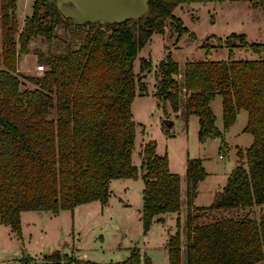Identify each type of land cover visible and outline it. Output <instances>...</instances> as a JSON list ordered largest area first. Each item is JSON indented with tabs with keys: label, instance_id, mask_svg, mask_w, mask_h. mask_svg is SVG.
<instances>
[{
	"label": "trees",
	"instance_id": "1",
	"mask_svg": "<svg viewBox=\"0 0 264 264\" xmlns=\"http://www.w3.org/2000/svg\"><path fill=\"white\" fill-rule=\"evenodd\" d=\"M212 1L230 0H149L147 12L137 21L73 25L61 17L53 2L34 0L30 16L18 31L16 0H0L1 225L19 237L21 211L57 215L93 201L105 204L113 179L141 178L144 233L155 217L179 210L180 177L169 172L165 154L155 153V143L143 145L139 168L131 160L136 127L131 103L135 87L145 89L135 80L132 63L152 34L162 32L166 19L174 24L176 41L186 33L181 20L172 15L178 4ZM250 1L264 5V0ZM58 25L85 30L67 40L56 34ZM37 36L53 49L38 57L45 69L31 79L35 88L20 90L19 78L13 74L15 61ZM215 41L213 47L208 40L202 45L205 54L223 46L225 60L186 61L182 72L166 48L168 52L155 66L153 96L164 112L166 102L173 113L181 108L184 119L195 116L200 140L221 138L243 110L247 122L242 131L251 135L252 143L236 150L235 168L215 201L205 208L191 207L196 186L205 177L204 167L200 159L187 158L184 258L177 231L167 240V264H264V42L248 43L245 35L234 32ZM233 48L250 50L256 58L235 60ZM149 69L150 61L142 59L139 70ZM215 95L220 97L222 130L215 127L210 109ZM51 111H55L54 119L49 117ZM161 131L166 132L165 125ZM254 206L259 210L254 217L248 211L193 224L195 212L229 213ZM61 260L79 264L59 252L43 257L46 263ZM112 264L151 262L130 247L125 260Z\"/></svg>",
	"mask_w": 264,
	"mask_h": 264
},
{
	"label": "rangeland",
	"instance_id": "2",
	"mask_svg": "<svg viewBox=\"0 0 264 264\" xmlns=\"http://www.w3.org/2000/svg\"><path fill=\"white\" fill-rule=\"evenodd\" d=\"M15 18L18 22V31L21 30L24 19L30 16L34 0H16ZM40 11H44L40 5ZM175 18H179L186 33L176 41L174 24L170 19L163 23L162 32L153 33L149 41L142 47L132 63L135 80H140L144 86L143 91L135 87V97L131 104L132 120L135 127L134 147L131 160L138 168L140 166V153L147 141L156 145V154H166L170 159V168L179 173L184 169L186 158L200 159L205 170L204 180L195 190L196 204L214 202V196L225 182V173L234 169L238 157L236 150L247 148L252 143L250 134L235 135L240 126L239 118L234 127L222 131L221 138L207 137L200 140L197 137L198 122L191 116L193 122H187L180 116L176 119L163 111L160 101L153 96L155 92V66L164 56L167 48L171 51V59L182 72L186 61L196 62L209 59L210 61L225 60L227 50L223 46L210 48V55L205 54L202 45L208 40L209 46H215V38L224 39L232 32L245 35L246 42H264V5H253L250 0H230L225 2H194L180 3L172 11ZM58 25L55 32L58 36L69 40L76 38V34L84 31ZM194 38H192V35ZM17 40V34L14 36ZM53 48H48L45 38L37 36L27 47V53L17 55L14 71L20 81V90L35 88L31 79L42 75L45 69L38 62L39 55H44ZM235 60H250L256 55L250 50L233 48ZM142 59L150 61V71L139 70ZM40 65L42 70L35 67ZM0 69H4L2 62ZM181 77V73L178 78ZM158 108H157V105ZM210 109L215 116V127L222 130L220 118L221 103L219 95L209 102ZM166 111V102L163 103ZM244 113V111H242ZM169 114V113H168ZM165 116V117H164ZM50 118H55V111H51ZM169 119L172 128L166 132L161 131L165 125L164 119ZM191 120V119H190ZM189 153V156H186ZM175 173V174H176ZM180 190L184 203L185 176L181 172ZM141 182L136 179H113L110 181L108 192V205L99 208V202L81 204L70 211L61 210L57 215L48 211H21L20 234L18 237L7 225L0 224V264H55L43 261L44 255L59 252L61 255L73 253L79 264H112L125 260L129 256L127 240L141 250L151 259L153 264H166L167 252L164 244L167 237L177 231L180 235L182 248L181 259L184 258L186 241L185 216L177 219L176 223L162 226L152 224L146 233L142 230V219L138 213L141 210ZM120 199H127L129 209H122ZM250 211V216H257L258 207L252 210L246 208L233 212L209 211L195 212L197 214L193 224L207 223L220 216H241ZM66 248L67 250L63 251ZM71 251V252H70ZM22 252H28L33 258L23 257L18 262L16 257ZM140 253V252H139ZM17 262V263H16ZM58 264H70L61 261Z\"/></svg>",
	"mask_w": 264,
	"mask_h": 264
},
{
	"label": "water",
	"instance_id": "3",
	"mask_svg": "<svg viewBox=\"0 0 264 264\" xmlns=\"http://www.w3.org/2000/svg\"><path fill=\"white\" fill-rule=\"evenodd\" d=\"M53 2L62 18L73 25L88 23H120L124 20L137 21L148 10L149 0H44ZM165 126L172 128L171 121L164 119Z\"/></svg>",
	"mask_w": 264,
	"mask_h": 264
},
{
	"label": "crops",
	"instance_id": "4",
	"mask_svg": "<svg viewBox=\"0 0 264 264\" xmlns=\"http://www.w3.org/2000/svg\"><path fill=\"white\" fill-rule=\"evenodd\" d=\"M171 52V51H170ZM180 77V76H179ZM132 104V103H131ZM157 105V104H156ZM166 113H167V109L169 108V114L167 113V115H172L173 117H174V119H176V118H178V117H180V116H182V114L180 113V111H181V108H180V111L179 112H177V113H173L172 111H171V109H170V106L166 103ZM132 107V106H131ZM157 108H158V105H157ZM164 110H165V108H164ZM212 111V110H211ZM242 111L243 110H240V111H238L237 113H236V116H235V118H234V123L226 130V131H228V130H230V129H232L233 127H234V124L237 122V118H239V121L241 122L240 123V126H239V128L237 129V130H235V135H237V136H240L239 134H246V133H244L242 130H243V128H244V126H245V124H246V117H247V115H246V112L244 111V113H242ZM164 112V113H165ZM213 113V112H212ZM191 116H193V115H190V116H188L185 120H186V124H187V128H189V124H190V122L192 121L193 122V120H192V118H190ZM165 117V116H164ZM220 118H221V111H220ZM166 119V118H165ZM191 119V120H190ZM190 121V122H189ZM196 121H197V118H196ZM214 121H215V116H214ZM199 126V125H198ZM217 127V126H216ZM219 129V128H218ZM148 142V141H147ZM146 143V142H145ZM250 146V145H249ZM245 149V148H244ZM155 153H156V150H155ZM189 153H186V156H189L188 155ZM158 155V154H157ZM166 155V154H165ZM160 156V155H159ZM166 157H167V159H168V156L166 155ZM186 160H187V158H186ZM186 160H185V165H186ZM133 161V160H132ZM185 165H184V169H182V173H183V176H184V172H185ZM168 169H169V172H171V173H173V174H175L176 172L175 171H172V169L170 168V159H168ZM232 171V169L230 170V171H227L224 175H225V182H226V179H227V176H228V174L230 173ZM181 172H179V173H176V175L177 176H179L180 177V182H181ZM137 180H140V182H141V188H140V191L142 190V181H141V178L140 177H137V179H136V181ZM204 180V179H203ZM203 180H201L198 184H197V186H196V189H197V187H198V185L203 181ZM111 181V180H110ZM225 182H224V184H225ZM109 186H110V182H109V185H108V189H109ZM224 186V185H223ZM222 186V187H223ZM221 187V188H222ZM195 189V190H196ZM220 190H218V192H219ZM108 192H109V190H108ZM218 192L216 193V195L218 194ZM179 194H180V206H179V210L176 212V213H165V214H162V215H159L158 217H155L154 219H153V221H152V223H151V225L152 224H155V223H157V224H160V225H162V226H165V225H168L169 223H173V224H175L176 223V220L179 218V219H181L183 216H185L186 217V197H187V194H186V185H185V188H184V203H183V198H182V194H181V190H180V184H179ZM109 197V196H108ZM196 198H197V195H195L194 196V198L192 199V202H191V207L193 208V209H200V208H205V207H208L209 205H211L213 202H209L208 204H204V203H200V204H196ZM215 199H216V197L214 196V201H215ZM119 205H120V207H122V209H124V210H126V209H129V204H128V200L127 199H120L119 198ZM108 205V198H107V201L105 202V204H101L100 202H99V208L101 209L102 207H105V206H107ZM141 209H142V197H141ZM136 213H138V215H139V218H140V216H141V219H142V213H141V210H140V212L138 211V212H136ZM169 222V223H168ZM150 225V226H151ZM170 225V224H169ZM150 228V227H149ZM20 236L19 237H22V235L21 234H19ZM168 238L169 237H167V239H166V242H165V244H164V248H165V251L167 252V248H166V244H167V240H168ZM127 243H128V248H130V247H134L128 240H127ZM135 248V247H134ZM136 249H138L139 250V252H140V255H143L142 253H141V250L139 249V248H136ZM65 250H67L66 248H64L63 249V251H65ZM71 252V251H70ZM61 254H62V252H61ZM60 254V255H61ZM44 256H48V255H44ZM70 256L73 258V260H75V261H77L74 257H73V253L71 252L70 253ZM23 257H26V258H33V259H35V257H32L28 252H22V254L21 255H19V256H17L16 257V260H17V262L20 260V259H22ZM61 261H63V260H61ZM60 261V262H61ZM16 262V263H17ZM150 262H151V259H150ZM151 264H153L152 262H151ZM166 264H167V256H166Z\"/></svg>",
	"mask_w": 264,
	"mask_h": 264
},
{
	"label": "built area",
	"instance_id": "5",
	"mask_svg": "<svg viewBox=\"0 0 264 264\" xmlns=\"http://www.w3.org/2000/svg\"><path fill=\"white\" fill-rule=\"evenodd\" d=\"M35 68H36L37 70H42V67H41L40 65H37Z\"/></svg>",
	"mask_w": 264,
	"mask_h": 264
}]
</instances>
